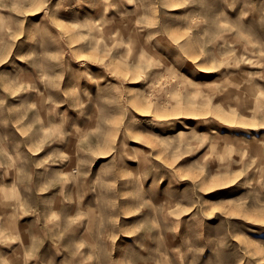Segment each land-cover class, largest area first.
<instances>
[{
	"label": "rangeland",
	"instance_id": "374dc122",
	"mask_svg": "<svg viewBox=\"0 0 264 264\" xmlns=\"http://www.w3.org/2000/svg\"><path fill=\"white\" fill-rule=\"evenodd\" d=\"M0 264H264V0H0Z\"/></svg>",
	"mask_w": 264,
	"mask_h": 264
}]
</instances>
